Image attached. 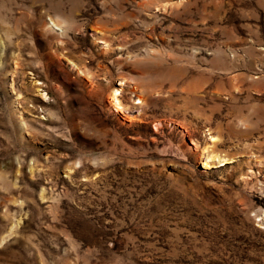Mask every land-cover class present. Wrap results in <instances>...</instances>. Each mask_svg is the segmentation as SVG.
Segmentation results:
<instances>
[{
    "label": "rangeland",
    "instance_id": "374dc122",
    "mask_svg": "<svg viewBox=\"0 0 264 264\" xmlns=\"http://www.w3.org/2000/svg\"><path fill=\"white\" fill-rule=\"evenodd\" d=\"M0 264H264V0H0Z\"/></svg>",
    "mask_w": 264,
    "mask_h": 264
},
{
    "label": "bare ground",
    "instance_id": "6f19581e",
    "mask_svg": "<svg viewBox=\"0 0 264 264\" xmlns=\"http://www.w3.org/2000/svg\"><path fill=\"white\" fill-rule=\"evenodd\" d=\"M145 2H151V0H144ZM121 85V84H120ZM117 90L116 91H114V93L112 94V98H111V100L115 103V110L116 111H118V110H121L122 108H121V104H120V100H119V97L117 96ZM138 99H139V101H138V103H143V102H145V98H144V96L143 95H139L138 96ZM121 112H122V110H121ZM126 118H128V119H132L133 117L132 116H126ZM212 141H214V139H211ZM208 158V157H207ZM228 163H230V161H225V160H222V161H220V165L219 166H224L225 164H228ZM202 167L204 168V169H210V167H211V164L209 163V161H207V160H205V161H203L202 162Z\"/></svg>",
    "mask_w": 264,
    "mask_h": 264
}]
</instances>
